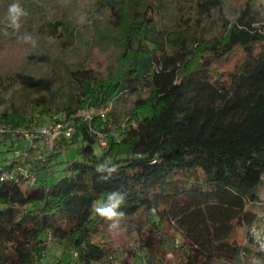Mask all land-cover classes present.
Listing matches in <instances>:
<instances>
[{"label": "trees", "instance_id": "trees-1", "mask_svg": "<svg viewBox=\"0 0 264 264\" xmlns=\"http://www.w3.org/2000/svg\"><path fill=\"white\" fill-rule=\"evenodd\" d=\"M221 2L206 0L204 6ZM106 3L110 21L103 37L119 57L104 77L91 68L72 69L78 92L59 111L74 114L86 104L103 108L121 93L144 91L131 116L136 126L119 143L111 139L98 158L94 137L80 125L47 161L75 148L78 159L55 181L37 177L49 167L31 164L33 186L19 178L0 183V264H40L48 234L63 254L77 253V259L69 257L73 264H111L107 248L96 242L109 233L110 222L93 218L90 209L114 189L127 193L121 224L138 223L128 231L150 256L164 258L163 226L175 223L185 232L188 264H231L247 251L229 242L234 225L251 226L247 208L261 203L264 34L236 22L224 36L193 40L188 47L182 28L167 35L158 29L154 9L144 0ZM155 50L166 54L152 70ZM222 64L227 67L218 73ZM143 112L150 116L139 118ZM49 115L40 100L28 112L2 113L0 121L27 126ZM105 160L120 165L108 180L95 171Z\"/></svg>", "mask_w": 264, "mask_h": 264}, {"label": "rangeland", "instance_id": "rangeland-1", "mask_svg": "<svg viewBox=\"0 0 264 264\" xmlns=\"http://www.w3.org/2000/svg\"><path fill=\"white\" fill-rule=\"evenodd\" d=\"M144 1L153 7L151 16L158 29L167 35L175 26L182 28L188 47L193 40L207 42L224 36L231 24L236 22L249 24L264 34V0H222L219 5L212 7L204 6L206 0ZM12 2L13 0H0V115L15 111L28 112L32 104L42 100L47 103L51 115L45 119L33 118L28 124L39 125L57 115L65 114L59 110L78 92V86L69 75L72 69L91 68L104 77L115 66L120 51L103 37L110 21L106 0H19L29 13L22 19L19 33H13L12 29L6 28L7 8ZM25 32L38 40V47L32 48L18 39ZM165 54L155 50V60L151 62L152 70L158 69ZM226 67L222 64L216 70L223 73ZM145 96L144 91L137 94L121 93L103 108L86 104L77 112L90 108L108 110L107 120H98L95 123V130L106 135L108 147L111 139L119 143L124 131L128 127L136 126V122L131 120V116L135 115L134 104L138 97ZM137 116L149 117L150 113H137ZM10 146L8 142L0 145L2 166L7 164L14 152L21 151L17 142H14L12 150ZM107 147L103 149L96 146L95 155L101 158ZM74 159H78L75 148L65 152L59 159L44 163L43 166L50 168L49 173L38 172L37 177L50 184L62 175L63 168ZM22 190H26V187ZM257 193L261 203L247 208L253 215V224L234 225L229 242L247 251L239 254L231 264H264V251L259 249L252 231L255 227L264 239V181ZM129 226L136 227L138 223L125 222L121 224L118 234L109 232L104 237L96 238L98 244L107 248L109 263L142 264L139 257L142 249L135 234L128 231ZM163 231L166 252L164 258L150 256L146 252L145 263L188 264L184 230L175 223H165ZM70 256L69 253L63 254L62 249L52 243L43 254L40 264H73Z\"/></svg>", "mask_w": 264, "mask_h": 264}, {"label": "built area", "instance_id": "built-area-1", "mask_svg": "<svg viewBox=\"0 0 264 264\" xmlns=\"http://www.w3.org/2000/svg\"><path fill=\"white\" fill-rule=\"evenodd\" d=\"M108 117V110L90 108L70 115H57L50 121L39 125L14 126L0 121V143L8 142L12 150L14 142H17L21 149L13 153L5 166H0V183L16 182L19 178L24 181L25 186H33L36 183V175L32 171L31 164L46 163L55 153L57 145L63 141H70L80 125L85 126L88 133L94 137L98 148H106V135L95 130V123L98 120L105 122ZM51 244L52 238L48 234L44 242L47 250ZM71 255L73 259L78 257L77 253ZM139 257L142 264H146L145 250L140 251Z\"/></svg>", "mask_w": 264, "mask_h": 264}, {"label": "clouds", "instance_id": "clouds-1", "mask_svg": "<svg viewBox=\"0 0 264 264\" xmlns=\"http://www.w3.org/2000/svg\"><path fill=\"white\" fill-rule=\"evenodd\" d=\"M29 15L28 11L19 3V0H13L8 5L6 15V28L13 30V33H19L22 27V19ZM7 34V32H5ZM18 39L23 43L30 45L32 48L38 47V40L30 33H23L18 36ZM155 163V161H153ZM120 165L111 160H105L98 163L95 167V171L101 174L102 178L108 180L112 178L114 174H118ZM126 191L120 189H114L106 194V198L103 200L94 201L91 205L90 212L93 216L99 217L105 221H109L108 231L113 234H118L121 230V221L125 218V212L121 211V206L126 200ZM253 236L256 242L259 244V249L264 251V239L261 238L260 233L256 228H253Z\"/></svg>", "mask_w": 264, "mask_h": 264}]
</instances>
